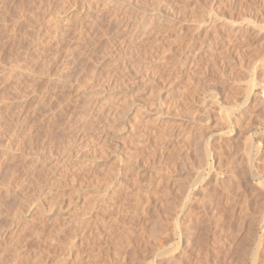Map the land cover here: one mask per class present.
I'll return each instance as SVG.
<instances>
[{
    "label": "rangeland",
    "instance_id": "obj_1",
    "mask_svg": "<svg viewBox=\"0 0 264 264\" xmlns=\"http://www.w3.org/2000/svg\"><path fill=\"white\" fill-rule=\"evenodd\" d=\"M263 99L264 0H0V264H264Z\"/></svg>",
    "mask_w": 264,
    "mask_h": 264
},
{
    "label": "bare ground",
    "instance_id": "obj_2",
    "mask_svg": "<svg viewBox=\"0 0 264 264\" xmlns=\"http://www.w3.org/2000/svg\"><path fill=\"white\" fill-rule=\"evenodd\" d=\"M263 102H264V99H263ZM224 115H225V114H224ZM224 119H225V117H224ZM226 121H228V120H226ZM204 152H205V151H204ZM206 152H207V151H206ZM203 156L205 157L204 154H203ZM203 156H202V157H203ZM204 157H203V158H204ZM201 159H202V158H201ZM202 163H203V162H202ZM200 165H201V164H200ZM199 167H200V166H199ZM198 172H199L198 174L201 175V172H200V171H198ZM229 172H230V171H229ZM231 172H232V171H231ZM231 172H230V173H231ZM216 174H217V173H216ZM228 174H229V173H228ZM196 175H197V174H196ZM211 175H213V174H211ZM218 175H219V174H218ZM225 175H226V174H225ZM232 175H233V174H232ZM221 176H222V175H221ZM230 176H231V174H230ZM230 176H229V177H230ZM188 177H190V176H188ZM191 177H193V176H191ZM183 178H184V177H183ZM212 178H213V177H212ZM214 178H215V180H216V177H214ZM214 178H213V179H214ZM223 178H224V176H223ZM234 178H235V177H234ZM184 179L186 180V179H188V178L185 177ZM184 179H182V180L184 181ZM192 179H193V181H194V178H192ZM197 179H198V178H197ZM213 179H211V181H212ZM217 179H218V178H217ZM226 179H227V178H226ZM182 180H181V182H183ZM188 180L190 181V178H189ZM188 180H186V181H185L184 183H182V184H184V185H186L185 183L188 184ZM219 180H221V179L219 178ZM229 180L232 181L231 177H230ZM229 180H228V181H229ZM191 181H192V180H191ZM194 182H195V181H194ZM207 182H208V181H207ZM217 182H218V181L216 180L215 182H212V183H215V184H216ZM219 182H220V181H219ZM219 182H218V184H219ZM191 183H193V182H190V184H191ZM209 183H210V182H209ZM180 184H181V183H180ZM180 184H179V185H180ZM204 184H205V183H204ZM215 184H213V185H215ZM220 184H221V183H220ZM220 184H219V185H220ZM229 184H230L229 182H227V181L225 182V180H224V181H222V186H221V187L223 188L222 190L224 191V193L226 192L225 194H224V193H223V194H224V196L226 195L227 198L229 197L228 194H230V193L232 192V191L229 190V187H228ZM231 184H232V183H231ZM231 184H230V185H231ZM192 185H193V184H191V186H192ZM230 185H229V186H230ZM186 186H189V185H186ZM191 186H190V187H191ZM216 186H217V184H216ZM184 187H185V186H184ZM192 187H193V186H192ZM204 187H205V186H204ZM206 187H208V186H206ZM218 187H219V186H218ZM218 187H216V188H218ZM230 187H232V185H231ZM142 188H143V187H142ZM142 188H141V189H142ZM182 188H183V187H181V185H180V188L178 187L179 190H178V189H177V190H178V191H181ZM186 188H187V187H186ZM186 188H185V189H186ZM141 189H140V191H141ZM183 189H184V188H183ZM202 189H203V188H202ZM231 189H232V188H231ZM214 190H215V189H214ZM182 191L184 192V190H182ZM185 191H187V189H186ZM191 191H192V190H191ZM196 191H199V190H196ZM203 191H204V189H203ZM206 191H207V190L205 189V192H206ZM208 191H209V190H208ZM229 191H230V192H229ZM142 192H143V189H142ZM183 192H181V193H183ZM187 192H189V190H188ZM193 192H194V191H193ZM205 192H201V193H199V192H198V193L195 192V193H197V194H195V193H194V194H195V195H200V194H201V196H202L203 193H205ZM215 192H216V191H215ZM221 192H222V191H221ZM177 193H178V192H177ZM181 193H180V194H181ZM189 193H190V192H189ZM189 193H188L187 195H189ZM138 194H139V195H138L137 197H140V198H141V196H140L141 193H138ZM183 194H184V193H183ZM210 194H211V193H210ZM232 194H233V193H232ZM232 194H230V195H232ZM177 195H178V194H177ZM184 195H185V194H184ZM184 195H180V196L182 197V196H184ZM187 195H186V196H187ZM204 195H206V194H204ZM173 196H174V195H173ZM180 196H179V197H180ZM186 196H185V197H186ZM224 196H223V197H224ZM176 197H177V196H176ZM179 197H178V198H179ZM208 197H209V196H208ZM232 197H234V196L232 195ZM189 198H190V197H189ZM197 198H198V197H196V199H194V198L191 199V198H190V199H191L190 201H192L193 199H194V200H197ZM199 198H200V196H199ZM199 198H198V200H201V198H200V199H199ZM203 198H205V196H204V197L202 196V199H203ZM212 198H213V196H212ZM216 198H218V196H217ZM229 198H230V197H229ZM229 198H228V199H229ZM171 199H172V198H171ZM173 199H174V198H173ZM205 199L207 200V198H205ZM208 199H209V198H208ZM220 199H221V197H220ZM225 199H226V198H225ZM225 199H224V200H225ZM136 200H137V198H136ZM139 200H140V199H139ZM183 200H184V199H183ZM188 200H189V199H188ZM203 200H204V199H203ZM209 200H211V199H209ZM212 200H213V199H212ZM226 200H227V199H226ZM170 201H171V200H170ZM173 201H174V200H172V202H173ZM207 201H208V200H207ZM216 201H217V200H216ZM184 202H185V201H184ZM200 202H202V200H201ZM200 202H198L197 204L199 205ZM210 202H211V201H210ZM210 202H209V203H210ZM217 202L221 203V201H217ZM217 202H216V203H217ZM224 202H226V201H224ZM134 203H135V202H134ZM164 203H167V201H165ZM173 203H174V202H173ZM173 203H172V206H171V205H170V202L168 201L169 206H168V204H167V207H165V206H166L165 204H164L165 206L163 205V206H164V209H165V208L167 209V211H165L166 214H167V212H168L169 209L172 210L171 208H173V207L176 208V206H175ZM179 203H180V202H179ZM179 203L176 202V204H179ZM186 203H187V202H185V204H186ZM191 203L193 204L194 202H190L189 205H190ZM205 203H206V202H205ZM135 204H137V203H135ZM192 204H191V205H192ZM197 204L195 203V205H196L197 207H199V208L203 205V204H201V206H198ZM207 204H208V203H207ZM207 204H206V205H207ZM212 204H214V203H212ZM212 204H210V206H211V208L213 207V209L215 210V207H216V205H218V204H216V205L214 204L215 206H213ZM224 204H225V203H224ZM173 205H174V206H173ZM189 205H188V206H189ZM204 205H205V204H204ZM204 205L202 206V208L204 207ZM134 206H135V205H134ZM163 206H162V207H163ZM180 206H181V205L179 204V207H180ZM196 206L193 205V207L191 206L190 208L195 209L194 207H196ZM162 207H161V210L163 209ZM182 207L184 208L183 205H182ZM217 207H218V206H217ZM217 207H216V209H218ZM183 208H182V209H183ZM187 208L190 209L189 207H187ZM187 208L185 209L186 212L188 211ZM199 208H197V211H199L200 209H201V210L205 209V208H203V209H202V208L199 209ZM180 209H181V208H179V210H180ZM198 209H199V210H198ZM185 210H184V212H185ZM190 210H191V209H190ZM206 210H207V209H206ZM240 210H241V209H240ZM157 211H158V210H157ZM180 211H181V210H180ZM191 211H193V210H191ZM197 211H196L195 213H198ZM150 212H151V211H150ZM160 212H161V211H160ZM160 212L158 211V215L164 213L163 210H162L163 213H160ZM181 212H182V211H181ZM184 212H183L182 214H184ZM193 212H194V211H193ZM200 212H201V211H200ZM205 212H207V211H205ZM213 212H214V211H213ZM216 212H217V211H216ZM151 213H152V212H151ZM154 213H157V212H154ZM154 213H152V214H153L154 216H156ZM188 213L191 214L192 212H189V211H188ZM188 213H187V214H188ZM208 213H209V212H207V215H208ZM166 214H165V215H166ZM185 214H186V213H185ZM187 214H186V215H187ZM190 214H189L188 216H190ZM199 214H201V213H199ZM204 214H205V213H204ZM204 214H203V216H204ZM211 214H212V216H213V213H211ZM216 214H217V213H216ZM158 215H157V216H158ZM163 215H164V214H163ZM163 215H162V216H163ZM205 215H206V214H205ZM151 216H152V215H151ZM154 216H153V217H154ZM162 216H161V217L159 216V218H162V219H163ZM192 216H194V215H192ZM209 216H210V214H209ZM176 217H177V216H176ZM183 217H186V216L183 215ZM210 217H211V216H210ZM151 218H152V217H151ZM178 219H179V218H177V220H178ZM183 219H184V218H183ZM210 219H211V218H210ZM215 219H217V218H215ZM152 220H153V219H152ZM156 220H157V219H156ZM207 220H208V219H207ZM212 220H213V219H212ZM119 222H120V221H119ZM176 222H177V221H176V219H175V226H177ZM178 222H179V224H180V223L185 224V221H180V220H179ZM214 222H215V221H214ZM214 222H212V223H214ZM122 223H123V222H122ZM212 223H211V224H212ZM163 224H164V223H163ZM215 224H216V223H215ZM215 224H214V225H215ZM249 224H250V223H249ZM157 225H158V221H157ZM157 225H156V226H157ZM159 225L164 227V225H161V224H159ZM187 225H188V224H187ZM121 226H122V225H121ZM153 226H154V225H153ZM185 226H186V224H185ZM212 226H213V225H212ZM212 226H211V227H212ZM117 227H119V226H117ZM163 227H162V228H163ZM159 228H160V227H159ZM159 228L157 227L155 230L158 229L157 231H159V230H160ZM162 228H161V229H162ZM212 228H213V227H212ZM216 228H217V227L213 228V230H214L215 232H217V230H215ZM217 229H218V228H217ZM152 230H153L152 232L157 233L153 228H152ZM160 231H161V230H160ZM179 232H182V231L179 230ZM179 232H178V233H179ZM158 233H159V232H158ZM158 233H157V235H158ZM160 233H161V232H160ZM160 233H159V234H160ZM179 234H180V233H179ZM179 234H178V235H179ZM212 234H213V231H212ZM214 234H215V233H214ZM182 235H183V234H182ZM247 235H248V234H247ZM180 236H181V235H180ZM212 236H213V235H212ZM224 239H225V238H224ZM223 241H225V240H223ZM155 243H156V244H155ZM155 243H154V244H155V247H154V244H153V250H154L156 253H158L159 256H157V257L159 258V257L162 256L163 254H164V256H166V255H165L166 252H163V251H162V253H163V254H162V253L160 252L161 250L159 251L160 246H161V248L163 247L162 244H160L159 242H158V243L155 242ZM157 244H158V247L156 246ZM159 244H160V245H159ZM222 247H223V246H222ZM157 251H159V252H157ZM159 253L162 254V255H160ZM168 253H169V252H168ZM252 254H253V253H252ZM252 254H251V255H252ZM154 255H156V254H154ZM167 256H168V255H167ZM199 256H200V254H199ZM242 256H243V255H242ZM252 256H253V255H252ZM173 257H174V256H173ZM173 257H171V258H173ZM201 257H202V256H201ZM155 258H156V256H155ZM158 258H157V260H158ZM162 258H163V257H162ZM171 258L169 259L168 257H167V258L164 257L163 259H164V260H168V259H169L168 262L170 261V263H172V262H171V261H172ZM199 258H200V257H198V259H199ZM160 259H161V258H160ZM175 259H176V258H175ZM196 259H197V257H196ZM198 259H197V260H198ZM201 259H202V258H201ZM201 259H199V260L201 261ZM157 260H156V261H157ZM161 260H162V259H161ZM194 260H195V259H194ZM199 260H198V262H199ZM252 260H255V259L253 258ZM195 261H196V260H195ZM158 262H160V260H158ZM158 262H157V263L155 262V263L158 264ZM163 262H165V261H163ZM198 262H197V263H198ZM253 262H254V261H253ZM152 263H154V261H152ZM155 263H154V264H155ZM161 263H162V261H161ZM173 263H174V260H173ZM173 263H172V264H173ZM147 264H148V263H147ZM149 264H151V263L149 262ZM168 264H169V263H168ZM193 264H194V263H193ZM195 264H196V263H195ZM253 264H256V263H253Z\"/></svg>",
    "mask_w": 264,
    "mask_h": 264
}]
</instances>
